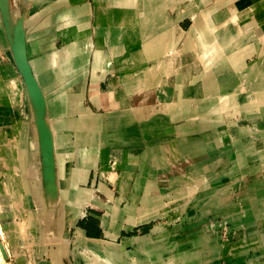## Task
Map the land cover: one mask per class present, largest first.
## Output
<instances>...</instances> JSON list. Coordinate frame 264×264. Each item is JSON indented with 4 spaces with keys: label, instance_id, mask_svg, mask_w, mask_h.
Returning a JSON list of instances; mask_svg holds the SVG:
<instances>
[{
    "label": "crops",
    "instance_id": "0c3cea01",
    "mask_svg": "<svg viewBox=\"0 0 264 264\" xmlns=\"http://www.w3.org/2000/svg\"><path fill=\"white\" fill-rule=\"evenodd\" d=\"M0 2V48L4 51L0 52V94L5 98L3 103L0 101V222L16 224L3 240L10 264L52 262L57 249L53 241L58 236L63 240L73 228L81 239L89 231L102 233L104 239L119 245L122 237L134 239L118 252L127 258L125 253L135 251L143 243L144 234L132 237L123 233L148 227L152 217L149 214L163 207L162 197L168 196L165 188H195L197 184L186 180L193 172L220 180L213 195L198 199L206 209L219 207L226 211V218L236 211V203H257L262 209L264 189L260 187L264 186V178L246 175L264 170L260 169L264 165V146L257 147L264 144V0H48L44 7L39 5L33 10L34 17L26 21L28 59L36 77L45 76L50 81L53 74L55 78L42 90L35 77L34 85L27 82L28 92L36 89L37 101L29 95L40 114L45 108L43 92L53 99L55 107L61 108L56 122L47 115L49 130L43 135L41 125L37 131L30 128L36 118L27 101L26 83L15 66L14 60L19 65V53L13 47L12 59L8 50L11 42L5 30L9 19L7 0ZM79 8L86 14H76ZM70 39V44L62 46ZM68 60L70 67L65 63ZM128 80H133L137 89L127 86ZM138 90L146 92L144 97ZM80 94L82 106L78 107L80 100L74 99ZM176 107L179 119L173 118L174 112H168ZM184 108L192 110L184 113ZM212 109H236L239 116L210 121L208 115L215 113ZM142 124H146L145 128ZM11 126L17 131L11 133ZM230 131H234L233 135ZM46 135L49 141L44 143L42 137ZM121 137L129 143L133 138L137 140L136 147L146 149L147 172H159V178L170 179L171 184L162 187L158 179L150 182L145 196L133 201L139 214L135 215L137 211L132 207L119 210L120 216L124 211L129 213L128 219L114 225L103 211H108L106 203H118L115 193L106 202L103 198L91 201L96 206L93 209L83 196L74 203L71 191L78 194L80 190H90L89 185L94 188V170L106 161L94 156L96 163L91 167L93 155L84 157L82 153L103 151L105 155H117L119 151L115 149L120 147ZM215 137L221 140L217 147L208 141V152L202 158L188 157L189 144L202 152L197 141ZM235 137L241 141L235 145L246 161L240 162V176L232 179V170L227 167L223 173L215 171L230 148L229 140ZM47 150H51L54 162L51 168L44 158ZM15 151L23 152L25 164L9 158ZM211 156L216 158L211 160ZM251 157L257 158L253 166L249 163ZM147 195L149 198H145ZM212 197L215 205L207 206L205 200ZM64 203L65 220L76 212L73 203L80 206V211L73 222H64L59 228L62 231L57 232V206ZM258 219L264 235V213ZM213 235V231L209 232V236ZM208 244L213 250L210 240L203 249ZM239 246H248L243 252L246 255L254 248L259 253L264 245L242 242ZM224 256L230 258V254ZM211 258L209 264H223L217 261L218 255Z\"/></svg>",
    "mask_w": 264,
    "mask_h": 264
},
{
    "label": "rangeland",
    "instance_id": "374dc122",
    "mask_svg": "<svg viewBox=\"0 0 264 264\" xmlns=\"http://www.w3.org/2000/svg\"><path fill=\"white\" fill-rule=\"evenodd\" d=\"M47 1L48 0H7L8 9H9L8 10L9 19H8V23H5L6 24L5 30L11 42V46L9 47L8 50L11 53L10 57L12 59H15L13 47L14 45H16L17 35L20 39L24 41L26 54L28 58L26 21L34 17V13H35L33 11L34 9H36L39 5H41L40 7L42 6L44 7ZM78 7H81V5H78ZM77 13L86 14L80 8L76 12V14ZM20 17H21V21L19 24L18 18ZM70 43H71V39L70 42L68 40L65 41L62 46H67ZM0 52H4V51L0 48ZM14 62H15V66L20 71L15 60ZM65 63L69 64V61H65ZM53 66L55 67L56 65ZM30 69L33 77H36V75L33 72L31 64H30ZM20 73L22 74L21 71ZM37 77L38 79H40L39 76ZM22 78L24 80L23 74H22ZM54 78L55 77L52 74L50 81H48L47 80L48 78L44 76V80L47 82H44L42 84L41 86L42 90L43 88L46 89L47 88L46 85H50V82ZM126 83L128 84L127 86L129 87L130 86L135 87L134 86L135 83L133 80H128ZM134 89H137V87H135ZM26 90H27V101L31 104V108L33 109L34 116L36 118L35 123L31 124L30 128L34 127L35 131H37V129L39 130V127L41 125L42 135H43L45 132H47V129L49 130V124H47V120H46L47 115L50 116L54 115L51 116V118L55 119V117L59 115L58 113H60L61 108L55 107V102L53 101V99L49 97H45L43 92V96L45 99L44 100L45 108H41L42 110L40 114L39 110L33 105L32 99H30V95L28 92V85H26ZM138 91L140 92L141 96L144 97V94L146 92L144 93V91H140V90ZM132 94L134 95L135 93L133 92ZM149 94L152 93L150 92ZM75 97L77 98H75L74 101L78 98L80 100L78 107L82 106L81 104L82 95L80 94ZM3 99L5 98L3 97ZM73 109H75L74 106ZM160 109H161L160 107L159 109H157V113H160L158 112V110ZM189 110L192 109L184 108L183 112L187 113ZM67 111H70L69 107L67 108ZM176 111H177V107L168 112L171 114L174 112L173 118L179 119L181 117V114L180 113L177 114ZM211 112H215V113L210 114L211 116L208 115L210 121H214V119L224 120L227 119L228 117L230 119L232 117L235 119L237 116H239V114L236 113V109H223L222 112L212 109ZM253 114L254 116L257 114L256 110L253 112ZM42 121L43 123L41 124ZM218 124L220 125V123ZM26 125L27 124L25 123L24 127H26ZM238 125L240 126V124ZM141 126L142 128L143 127L145 128L146 124H142ZM250 126L253 127L254 125L251 124ZM131 131L134 133L133 128L131 129ZM230 132H232L233 135L234 131H230ZM237 139H239V137L232 138L231 141L229 140L230 148L228 149L227 153H225L223 157L220 159V162H218V169L215 171L216 174L217 173L219 174L224 170L225 167H227L226 170L228 169L232 170L230 173L231 175L230 178L235 179L236 177L240 176L242 171L240 169L241 168L240 162L242 163L243 161L245 162L246 158L244 157L242 150L235 145V142H241L239 141L240 139L239 140ZM42 141L44 143L49 141L47 139V135L45 137H42ZM208 141L210 142L212 147L213 145L217 147L218 143L221 140L220 138L215 137V140L205 139V140L197 141L198 145L200 144V148H203L202 152H198L199 149L197 150V148L192 145L193 143L189 144L191 147H188L189 149L188 157L192 159L202 158L201 155L207 151L205 149L206 148L205 143H207ZM119 144L120 147H117L115 149L119 151L117 155L116 152L113 155L112 153L109 155H105L104 152L101 151L103 150V148H100L101 152L95 151L94 153L89 152V154L87 152L85 154L83 153V155H85L84 157H89L91 154L95 157L99 156L101 161L102 160L105 161L104 158H106V161L105 164L104 162L103 163L100 162L98 167L94 170L93 175L96 176L97 179L96 186L94 188H91V186L89 185L88 188L90 190L86 191L85 192L86 194L81 193V190L79 191L78 189L80 193L78 194L75 193L74 195V203L76 202V200L81 199L79 198L80 196H83L85 197L83 201L87 202L86 205H88L91 208L93 207L94 209L96 206L95 204L93 205L91 201L93 200L102 201L103 198V200H105L106 202L108 196L115 193V198L117 199L118 203L115 205L111 204V202L110 204L106 203L105 206L108 211L102 210L103 213H105L104 217L106 215L110 216V218L113 220L114 225L119 224V222L121 224H124L125 221L128 219L129 213H124L123 215L120 216V214L118 213L119 210H127L128 207H132L134 208V212L137 211V214L136 213L134 214L135 215L139 214L138 209L136 208L135 210V205H133V201H136V199L139 200L140 198L145 196V193L147 192L148 185H150V182H154L156 179H158L162 187L171 184L170 179L159 178L161 173L160 174L159 172L152 173V170H150V172H147L148 161H147L146 149L136 147L137 140H134L133 138L129 143L128 140H126V138L121 137V139H119ZM262 146H264V144H257L258 148ZM214 158L216 157L211 156V160ZM252 158L253 157L249 158V163H251V166L256 164L257 161L256 157H254L255 159ZM204 159H206V157H204ZM202 160L203 159H201V161ZM201 161L199 162L200 165H202ZM184 166L187 169L188 163H185ZM263 166L264 165L262 164L260 169L264 168ZM91 167H93V164L91 165ZM82 172L84 173V170ZM186 172L187 171H185V173ZM211 174H214V172H212ZM87 176L88 175L86 174V177ZM94 176H92V179L94 178ZM246 176L248 177L256 176L257 178L258 177L264 178V170L262 171L260 170L259 172H250ZM206 178H207L206 176L203 177L201 175V180L198 181V185L195 186V188L194 186L190 188L188 186H180L179 189H177L175 188L176 185L165 188L167 190L168 196L164 195L162 197V202L164 204L161 205L163 207L159 208L160 211L157 210V212H155L154 210L152 214H149L152 215L153 218L151 217L150 224L148 225V227L147 228L136 227L132 231H127L123 233V235L125 236H132V237L141 236V234L151 235V236H156L160 234V236H158V239L160 238L158 241L159 246L155 248L147 247L145 251L136 252L133 255H130V257L127 256V258L120 257V260L122 261L119 262V257L116 256L117 257L116 259V257H111L110 255L104 256L100 253V250L95 251L93 247L88 245L87 240L89 237L91 238L98 237L104 239L105 237L103 236L102 233L100 234L98 232L89 231V233L85 235L84 239H81L80 236L76 234V229L73 228L71 234L68 235L67 233L66 235H64L63 240H60L58 236L57 239L53 241L57 243L56 244L57 249L55 250L56 258L52 257L54 258V260H52L51 263L45 261L43 264H48V263L49 264H186L187 261L191 259L192 256L195 257L194 259H197L196 258L197 255L204 257L203 260L205 261L203 262V264H207V262H209V259H212L211 257H214L216 255H218L217 261L221 260L223 261V264H229L230 262H232L233 264H247V263L264 264V246H263V250H260L259 253L254 247L250 246L249 248H254V249L248 250L246 255H244L243 252L247 250L245 248L248 246H239L242 242L244 244L245 242H250L253 245H258V244L264 245V235L261 232L262 231L261 225L259 224L260 219H258V215L264 213V201H263L262 209L258 207L259 204L257 203L250 202V203H242L238 205L236 203V211L227 215L228 218L227 219L225 210L215 206H211V207L208 206L210 204L215 205L214 199H216L219 194L215 195L214 199L212 197L211 199L208 198L205 200V202H207L208 209H206V205L204 203H202L201 205L199 204L198 201L199 198L201 197L207 198L213 195V192L220 187V180L217 179L215 180L214 178L209 180L208 178L207 179ZM100 183L101 185H99ZM199 183H202V185ZM260 188L264 189V186ZM182 191H184L183 194H181L180 196H175L177 195L178 192H182ZM185 195L186 198L178 200L181 202V204L180 202H176L177 201L176 199L181 198ZM145 198H149V195H147ZM8 201L10 200L8 199ZM219 201L220 203L224 202L222 198L219 199ZM74 203L72 206L73 209L76 210V212H74L76 214H73L70 220L69 219L65 220V216H66L65 203L61 206H57L59 212L57 219L59 226L58 229L63 225L64 222L67 221L66 223L70 224L75 220L74 216L75 215H76L75 217L78 216L80 206L75 205ZM40 204L43 205L42 203ZM137 207L146 208V206L144 205H137ZM207 210H209V212H207ZM100 217L103 219L104 218L103 214H101ZM46 221H48V219ZM13 224H15V222H12L10 224L8 230L4 229L3 227V231H2L3 233L2 232L0 233V235L3 234L2 236H0V245L3 246L5 252L4 255L0 247V259H1L0 264H10V260L8 259L6 247L5 244L3 243V240L5 239V235H7L10 229L14 228L13 226H11ZM149 229H151V231L147 233ZM212 231L214 234L213 235L214 238L209 236V232ZM209 240L212 241V243H214L213 250H211L209 244H208L209 247L203 249V245H206ZM201 245L202 248H200ZM236 247H237V251H235ZM129 250H133V247H130ZM137 254L138 255L140 254V256H137ZM225 254H230V258L224 256Z\"/></svg>",
    "mask_w": 264,
    "mask_h": 264
},
{
    "label": "bare ground",
    "instance_id": "6f19581e",
    "mask_svg": "<svg viewBox=\"0 0 264 264\" xmlns=\"http://www.w3.org/2000/svg\"><path fill=\"white\" fill-rule=\"evenodd\" d=\"M63 2H64V0H63ZM20 21H21V17L20 18H18V23L20 24ZM15 50H16V54L18 55V50L15 48ZM74 56V55H73ZM18 57V56H17ZM69 61V60H68ZM37 62V61H36ZM73 62V61H72ZM69 63H71L70 61H69ZM18 64H20V55H19V61H18ZM67 65H68V63H67ZM67 67H70V65H68ZM85 67V66H84ZM78 69V68H77ZM21 70V69H20ZM67 70V69H66ZM84 70V69H83ZM37 79H38V77H36ZM39 78L41 79H38V81H39V83L40 84H43V82H44V76H39ZM34 79H35V77H33V76H25L24 77V80H25V83H26V85H27V82L28 83H30V85H34V83H33V81H34ZM36 79V80H37ZM29 94L32 96V98H33V100H34V102H35V100L37 101V98H36V96H38V93H37V91H36V89H29ZM0 101H1V103H3V99H2V97H1V94H0ZM36 104H37V102H36ZM59 110H60V108H59ZM59 114V113H58ZM51 116H54V115H51ZM51 121H53V122H56V120L53 118ZM50 121V122H51ZM51 124H54V123H51ZM9 131L11 132V133H14V132H16L17 130H16V127L14 126H11L10 128H9ZM55 131H56V129H55ZM26 136V135H25ZM17 139H18V137H17ZM20 143V142H19ZM23 144V143H22ZM22 144H20V146H22ZM22 149V148H21ZM83 149V148H82ZM19 150V149H18ZM24 151V150H23ZM93 152V151H92ZM83 154V153H82ZM85 156V155H84ZM22 157H23V159H22ZM9 158H11V159H13V158H15L16 160H17V162H19L20 164L22 163V164H25V162L23 163L22 162V160H24V154H23V152L22 151H15V155L13 156V157H11V155L9 156ZM90 161H92V164L94 165L95 163H96V159L94 158V156L93 157H91L90 158ZM18 164V163H17ZM64 164V163H63ZM91 164V165H92ZM62 169V168H61ZM89 174V170H88V173H87V175ZM180 178V177H179ZM74 179V178H73ZM186 180H187V183L188 184H191V183H193V184H197L198 185V181H200L201 180V177L199 176V173L198 172H193V173H190L187 177H186ZM73 184V183H72ZM176 184V183H175ZM73 186V185H72ZM75 186V185H74ZM0 190H1V188H0ZM76 192V191H75ZM75 192H72L71 191V195H75ZM73 193V194H72ZM90 195H91V193H90ZM63 198H64V196H63ZM184 198H186V195L185 196H183V198H181V199H184ZM8 199V198H7ZM20 199V198H19ZM180 199V200H181ZM177 200V199H176ZM186 200V199H185ZM176 202H179L178 200L176 201ZM41 203V202H40ZM68 203V202H67ZM42 204H44V203H42ZM155 204V203H154ZM157 204V203H156ZM161 204H164V203H161ZM13 205V204H12ZM68 205V204H67ZM7 206V205H6ZM67 207V206H66ZM3 207H1L0 206V210L2 209ZM74 208H76V207H74ZM79 208V207H78ZM77 208V209H78ZM85 210V209H84ZM83 210V211H84ZM80 211V210H79ZM126 211V210H125ZM125 211H124V213H125ZM158 211H160V209L158 210ZM73 214H76V213H73ZM33 215V214H32ZM76 216V215H75ZM74 216V218H76ZM34 217V216H33ZM66 217V216H65ZM141 217H142V215H141ZM36 219V218H35ZM68 219V218H67ZM70 220V219H69ZM32 221H34V219H32ZM138 221V220H137ZM137 221H136V224H137ZM67 222V221H66ZM66 224V223H65ZM16 224H13V225H11V226H15ZM31 226H32V224H31ZM3 227H4V229H6V230H8V228L10 227V223H8V224H5V223H2V222H0V233L3 231ZM66 227V226H65ZM34 228V227H33ZM39 228V227H38ZM129 228V227H128ZM49 229V231L50 232H54V230L52 229V228H48ZM34 230V229H33ZM59 230V232H61L62 231V229H58ZM58 230H57V232H58ZM131 230V229H130ZM38 231V230H37ZM33 232V231H32ZM3 233V232H2ZM42 234V233H41ZM3 235V234H2ZM2 235H0V236H2ZM107 235H108V233H107ZM167 235V234H166ZM158 236H160V234H158V235H156V236H150V235H144L142 238H143V243L141 244V245H139V247L135 250V251H133V252H127V253H125V255H126V257L128 256V257H130V255H133L134 253H136V252H143V251H145L146 250V248L147 247H152V248H155V247H157L158 246V241H159V239H158ZM32 238V237H31ZM132 241H134V239L132 240V239H129V238H126V237H122V242L120 243L121 245H119V244H117L115 241H107L106 239H95V238H89L88 239V245L89 246H91V247H93L94 249H95V251H97V250H100V253L102 254V255H110L111 257H119V262L120 261H122V260H120V257H122V256H120L119 255V253H120V250L122 249V248H124V247H126V246H129L130 245V243L132 242ZM35 242V241H34ZM119 245V246H118ZM0 247H1V250H2V253L5 255V252H4V248H3V246L2 245H0ZM207 247H209V245L207 246ZM148 251V250H147ZM119 252V253H118ZM122 254H124L123 252H122ZM136 255V254H135ZM137 256H140V254L138 255L137 254ZM117 257H116V259H117ZM195 257H191V259H189L188 261H187V263L186 264H203V262L205 261V260H203V258L204 257H202V256H199V255H197V259H194ZM1 260V259H0ZM193 260H196V261H193ZM54 262V261H53ZM117 262V261H116ZM51 263V262H50ZM208 264H209V262H207ZM49 264V263H48Z\"/></svg>",
    "mask_w": 264,
    "mask_h": 264
},
{
    "label": "water",
    "instance_id": "95a60500",
    "mask_svg": "<svg viewBox=\"0 0 264 264\" xmlns=\"http://www.w3.org/2000/svg\"><path fill=\"white\" fill-rule=\"evenodd\" d=\"M18 33V32H17ZM14 48H16L18 50V53L20 55V64L19 69H21L20 71L22 72L23 76H33L31 74V69H30V64L27 58V54H26V49H25V45H24V41L22 39H20L17 35L16 38V45H14ZM44 158L46 161V164L51 168L52 167V156H51V150H47V152L44 151ZM49 159V160H47Z\"/></svg>",
    "mask_w": 264,
    "mask_h": 264
}]
</instances>
